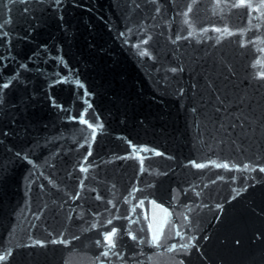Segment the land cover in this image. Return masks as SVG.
<instances>
[{
	"label": "water",
	"instance_id": "obj_1",
	"mask_svg": "<svg viewBox=\"0 0 264 264\" xmlns=\"http://www.w3.org/2000/svg\"><path fill=\"white\" fill-rule=\"evenodd\" d=\"M239 3L0 0V264H264V0Z\"/></svg>",
	"mask_w": 264,
	"mask_h": 264
},
{
	"label": "snow or ice",
	"instance_id": "obj_2",
	"mask_svg": "<svg viewBox=\"0 0 264 264\" xmlns=\"http://www.w3.org/2000/svg\"><path fill=\"white\" fill-rule=\"evenodd\" d=\"M54 2H56L57 4L60 3V0H54ZM244 3H245V0H240V3L239 4H234L233 7H240V6H244ZM249 7H251V5H248ZM257 11H259V8L256 9ZM191 11V8H189V12ZM216 32H220L221 29L219 28H216L214 29ZM189 36H192L193 33L192 32H189L188 33ZM177 39H181V37H177ZM144 44L147 43V41H143ZM139 47V45L137 46ZM140 55H148V52H147V49L143 50L140 52ZM259 63V62H258ZM173 72L177 71V69H172ZM260 77L261 78H264V71H262L260 73ZM76 83H79L78 81ZM10 86V82H7V83H4V84H0V88H7ZM80 122L86 124L89 128H92V125L91 124H88V121L87 120H84L83 117L80 118ZM95 135V132H93V136ZM89 155H91V152L89 151L88 153ZM156 154H159V153H156ZM17 155L19 156L20 154L17 153ZM25 159H27V157L25 156L24 157ZM86 159V158H85ZM194 163V166L196 168H204L206 165L204 164H200V163ZM216 167H224V168H227L228 165L227 164H224V165H219L217 164ZM245 168H248V165H244ZM88 169L87 168H84L82 167L81 168V171H87ZM260 171L264 172V168H261ZM136 191H139V189H133L132 193H130V196L133 195L134 192ZM99 198V197H98ZM134 198V196H133ZM153 204H155V201H152ZM144 204V201H139V206L142 207ZM133 211H135V208H133ZM166 211V210H165ZM114 219H118V217H113L112 219H109L106 223L107 224H112L113 223V220ZM130 220L131 223H135V221H132L131 218H128ZM93 228H96L97 225L96 224H93L92 225ZM128 235L131 237L132 240H136L137 237L129 232ZM177 235H180V233L178 232ZM117 237V228L116 227H113L111 228L110 231H107V232H104L103 233V242H104V247H105V251L102 253L103 256L107 257L110 253L114 254V255H119V253H115L113 252V250L116 248V238ZM159 240H160V236L158 234H156L155 232H153L152 236H151V239L148 241L149 243L151 244H154V245H158L159 244ZM141 243H143L144 241H140ZM38 245H41L42 246V242L40 241H37L36 242ZM101 241H97V244H100ZM177 247V245H172V247L169 249L170 251L171 250H175ZM181 249H185L188 247V245L186 244H181L179 246ZM11 253H6L4 255H0V262L2 261H5L7 259V256L10 255Z\"/></svg>",
	"mask_w": 264,
	"mask_h": 264
}]
</instances>
